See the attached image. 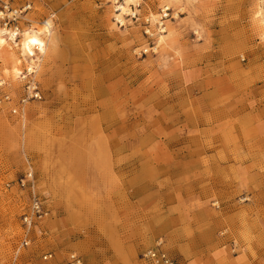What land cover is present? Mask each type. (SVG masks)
<instances>
[{
    "label": "rangeland",
    "instance_id": "1",
    "mask_svg": "<svg viewBox=\"0 0 264 264\" xmlns=\"http://www.w3.org/2000/svg\"><path fill=\"white\" fill-rule=\"evenodd\" d=\"M14 6L52 29L35 74L0 50V264H144L158 240L177 264H264V0ZM28 171L48 215L13 262L27 194L6 185Z\"/></svg>",
    "mask_w": 264,
    "mask_h": 264
},
{
    "label": "built area",
    "instance_id": "2",
    "mask_svg": "<svg viewBox=\"0 0 264 264\" xmlns=\"http://www.w3.org/2000/svg\"><path fill=\"white\" fill-rule=\"evenodd\" d=\"M14 1L15 0H0V25H2L3 29L19 33L21 31L20 21L26 9L23 7L17 8L14 6ZM28 89H31V97L33 99H40L39 93L33 94L35 87L30 86ZM11 187L27 194V205L23 208V213L20 217V228L22 233L21 243L19 248L14 250L13 254V262H16L19 250L28 247L30 244L31 232L44 221L48 212L44 208L40 195L36 192L35 178L32 172H25L19 179L15 180L12 185H6V188ZM140 258L144 264H177L164 249L161 240L156 241L151 248L145 250ZM49 259H51V255L48 254L42 257L43 261ZM68 259V264H82L81 260L74 254H71Z\"/></svg>",
    "mask_w": 264,
    "mask_h": 264
},
{
    "label": "bare ground",
    "instance_id": "3",
    "mask_svg": "<svg viewBox=\"0 0 264 264\" xmlns=\"http://www.w3.org/2000/svg\"><path fill=\"white\" fill-rule=\"evenodd\" d=\"M121 14L128 12L127 6H122L118 9ZM262 35L264 39V19H262ZM52 20L51 18L47 19L41 24V26L31 27L30 29H24L22 32L15 33L12 30L0 29V50L7 46V39L13 42L14 46L17 47L18 51L23 56L24 60L28 62L26 65L27 72L30 74H35L33 68H38V65L34 62V50L39 51L40 54L45 53L46 42L51 37L52 29ZM19 38V43L16 44L15 41ZM46 39V41H45ZM162 40H158V43H161ZM20 66L21 62L12 58V68L10 73V78L12 81H16L20 76Z\"/></svg>",
    "mask_w": 264,
    "mask_h": 264
},
{
    "label": "crops",
    "instance_id": "4",
    "mask_svg": "<svg viewBox=\"0 0 264 264\" xmlns=\"http://www.w3.org/2000/svg\"><path fill=\"white\" fill-rule=\"evenodd\" d=\"M258 143H259V145L263 142V140L261 139V136H259V139H258V141H257ZM62 165H64V164H62ZM80 165V164H79ZM263 193H264V191H262ZM258 202L260 203V204H263L264 203V194L263 195H259L258 196ZM214 223L215 224H217V222H218V213H216V215H215V217H214ZM43 224V223H42ZM45 224V223H44ZM42 229H44L43 227H42ZM210 230H212L213 231V233H214V235L211 237V241H209L210 242V249H212L217 243H218V241H215L214 239V236H215V226L214 227H212ZM44 232V234H43V236H47V233L45 232V231H43ZM200 237L202 238L200 241H198L197 242V244H196V246H195V250L197 251L199 248L200 249H203L204 248V246H206V245H208V241H206V239H207V237L208 236H205V234H202V233H200ZM148 248H146L145 250H147ZM81 250V249H80ZM94 250H96L95 248L94 249H87V250H82L83 252V258H81V257H79V256H77L76 254H74V255H76L80 260H81V263L82 264H107L106 262H104V263H102V262H100L99 261V259H98V254L94 251ZM144 250V251H145ZM71 251V250H70ZM143 251V252H144ZM142 252V253H143ZM71 254H73V253H66V256H65V262H66V264H68L69 263V256L71 255ZM47 255V254H46ZM48 255H51V259H52V257H53V254L52 253H49ZM190 257V253H187V252H185V253H182V255H181V260H182V263L181 264H193L190 260H188V262H185V260L187 259V258H189ZM108 264H111V262L110 263H108Z\"/></svg>",
    "mask_w": 264,
    "mask_h": 264
}]
</instances>
